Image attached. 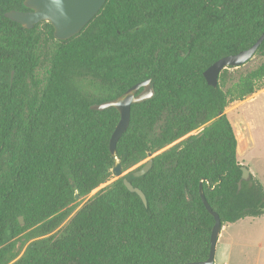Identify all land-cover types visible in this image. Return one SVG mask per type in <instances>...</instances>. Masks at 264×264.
<instances>
[{"label": "trees", "instance_id": "16d2710c", "mask_svg": "<svg viewBox=\"0 0 264 264\" xmlns=\"http://www.w3.org/2000/svg\"><path fill=\"white\" fill-rule=\"evenodd\" d=\"M12 9L27 8L23 0H0V264L27 229L39 238L11 264L203 260L214 218L200 186L222 226L264 215V187L251 172L241 180L225 113L228 103L264 86V62L222 69L215 87L203 76L261 35L264 0H106L66 40L55 39L47 21L23 28L5 17ZM255 54L264 57V40ZM39 68L48 74L35 89ZM147 78L154 94L131 105L112 155L119 113L91 105ZM149 152L145 174L114 178L116 159L128 170ZM124 177L143 191L146 205ZM93 191L57 229L75 193Z\"/></svg>", "mask_w": 264, "mask_h": 264}, {"label": "water", "instance_id": "95a60500", "mask_svg": "<svg viewBox=\"0 0 264 264\" xmlns=\"http://www.w3.org/2000/svg\"><path fill=\"white\" fill-rule=\"evenodd\" d=\"M106 0H23L26 10H9L4 13L5 17L19 23L25 29H31L35 24L41 21L49 22L53 27V36L58 40H66L78 33L100 10ZM264 40V30L261 35L249 47L242 49L236 53L222 56L209 65L204 71L203 76L210 86H217L218 76L222 69L229 66L239 67L250 60L261 42ZM13 72H11L12 76ZM154 94V88L151 85V79L147 78L139 81L115 99L95 103L91 105V109L103 110L108 107L115 108L119 113V119L109 138V150L112 155L116 152V143L121 135L126 131L129 119L130 108L133 103H137L149 99ZM149 158L137 169L132 170L135 177L145 174L152 165V154L148 153ZM241 180H247L250 177V170L241 166ZM114 177L123 175L122 166L119 160H115L111 168ZM241 180L238 182L240 188ZM125 187L135 192L144 205H146V197L141 189L135 187L127 178H123ZM200 196L207 211L213 216L214 223L212 225L209 236V252L205 259L199 261H189L183 264H214L216 244L222 228L219 215L212 210L208 204L202 187L200 186ZM75 199L79 198V194L75 193ZM20 224H23V217L19 216Z\"/></svg>", "mask_w": 264, "mask_h": 264}, {"label": "rangeland", "instance_id": "374dc122", "mask_svg": "<svg viewBox=\"0 0 264 264\" xmlns=\"http://www.w3.org/2000/svg\"><path fill=\"white\" fill-rule=\"evenodd\" d=\"M262 62H264V57L254 54L240 69L248 70ZM47 74V68L35 70L33 77L36 83L35 89L43 87ZM225 113L236 136L238 162L246 166L264 186V86L244 99L228 103L225 107ZM146 160L147 158L128 170H122L123 175L127 171L136 169ZM94 192L75 199L68 207L69 215L57 229L66 224ZM263 225L264 218L250 216H246L235 223L224 225L218 237L214 264H264ZM36 238L39 237L31 229H27L17 236L13 242V256L6 264H11L18 259L28 243ZM233 243L235 246L230 249L229 246ZM240 250L244 251L243 255L240 254Z\"/></svg>", "mask_w": 264, "mask_h": 264}, {"label": "crops", "instance_id": "0c3cea01", "mask_svg": "<svg viewBox=\"0 0 264 264\" xmlns=\"http://www.w3.org/2000/svg\"><path fill=\"white\" fill-rule=\"evenodd\" d=\"M251 172V171H250ZM255 176V175H254ZM256 177V176H255ZM264 187V186H263ZM258 217H261V218H264V215H261V216H258ZM241 219H243V218H241ZM241 219H239V220H241ZM238 220V221H239ZM237 222V221H236ZM235 223V222H234ZM264 226V225H263ZM222 228H223V226H222ZM222 228H221V230H222ZM221 232V231H220ZM233 246H235V243H233L232 245H230L229 247H230V249L233 247ZM217 247H218V242H217V244H216V250H215V255H216V253H217ZM228 253H229V249H228ZM240 254L241 255H243L244 254V251L243 250H240ZM214 259H215V257H214ZM228 264V263H227Z\"/></svg>", "mask_w": 264, "mask_h": 264}, {"label": "built area", "instance_id": "2783aa9c", "mask_svg": "<svg viewBox=\"0 0 264 264\" xmlns=\"http://www.w3.org/2000/svg\"><path fill=\"white\" fill-rule=\"evenodd\" d=\"M225 264V263H224Z\"/></svg>", "mask_w": 264, "mask_h": 264}]
</instances>
